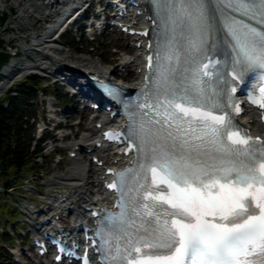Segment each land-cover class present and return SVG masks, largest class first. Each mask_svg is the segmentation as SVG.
Segmentation results:
<instances>
[{
	"label": "snow or ice",
	"instance_id": "obj_1",
	"mask_svg": "<svg viewBox=\"0 0 264 264\" xmlns=\"http://www.w3.org/2000/svg\"><path fill=\"white\" fill-rule=\"evenodd\" d=\"M153 3L159 19L156 52L154 58L149 57L150 72L140 93L143 99L136 102L128 129L137 159L114 174L116 180L110 187L120 196V212L108 214L120 231L135 224L136 217L144 226L127 241L125 255L109 251L104 264H132L133 260L135 264L264 262V144L247 139L231 114L213 115L223 111L220 97L227 95L220 87L227 73L217 65L218 53L225 58L233 83L249 72L264 78V0ZM259 106L264 108V89ZM235 110L238 113L239 107ZM201 156L216 163L202 161ZM158 169L164 173L159 180ZM210 170L220 173L216 179L224 181L221 189L225 184L233 187L213 195L203 179ZM130 174L145 181L131 197V206L126 199L131 189L125 191ZM158 184L166 189H159ZM254 185L259 189L251 190ZM157 191L165 194L153 195ZM149 200L152 203H143ZM165 204L175 210H165L166 216L179 217L171 225L160 224L159 213L154 211ZM100 239L103 247L106 241L103 236ZM249 256L256 259L242 261Z\"/></svg>",
	"mask_w": 264,
	"mask_h": 264
},
{
	"label": "rangeland",
	"instance_id": "obj_2",
	"mask_svg": "<svg viewBox=\"0 0 264 264\" xmlns=\"http://www.w3.org/2000/svg\"><path fill=\"white\" fill-rule=\"evenodd\" d=\"M5 1H6L5 4L0 10V15L6 16L5 18L6 23L4 26H0V37L4 39L5 47L9 50L11 54L14 53L15 46L19 45L22 47V48L17 47V51L20 52V55H18V59L16 61H21L22 64L24 65L23 67H27L26 65H30V64H34L35 66H39V67H45L48 73H53L56 70L61 71V69L53 61L49 59H43L41 56L37 55L33 51L30 50L25 51L24 50L25 48L21 45V43L24 41L27 42V44H31L34 38H38V37L43 38L44 28L46 27L44 23L46 19L41 20L38 24H35L31 27H26V30H24L25 27L22 25L24 21L18 18L20 16L18 5L15 3L14 0H5ZM18 1H21L22 3L19 4L20 6H23V4L27 2V0H18ZM83 34L84 33L77 32V29L75 28H70V30H68V35L63 38L64 43H57V46L67 51L68 52L67 55L70 57L76 59H85L81 61L83 64L86 63L84 62L86 60H88V62L98 64L99 66L100 64H102L103 61L107 63H111V65L109 66L108 65L103 66L104 68H109L111 70H114L115 67L119 65L123 55L127 53H130V55H132L134 53V49L132 48V44L130 43V41H128L126 37H124L119 33L116 32L108 33L106 31L104 34L95 37V40L92 43L86 42V41H90V38H86L85 36H83ZM73 40L80 42L78 45H76L73 42ZM119 49L122 50L119 51ZM26 56L33 57L35 62L33 63L27 62L25 59ZM62 56L63 57L61 60L65 62V60H67L68 57L64 56V54H62ZM68 61L71 62V64L74 65L75 68L80 65L79 62H76L74 59L71 60L69 59ZM119 70L120 71H118L116 75L118 78H124L126 74H128V79L129 78L131 80L133 79L134 74L132 71L124 72V70L121 68H119ZM51 79L52 80L50 83L47 84L45 83V85H47L48 87L43 88V91L42 90L39 91L38 95H40L41 93L45 95H54L52 88L57 89L56 86L54 85V82L56 80V74H54V77L51 76ZM57 90L61 94L62 92H64L59 89ZM50 97L51 96H48V98ZM68 97L70 98V96ZM43 105H45L43 102V97L38 98L36 101V105H34L33 108L31 109L35 114H38V119L44 117L43 109L46 108L47 106L46 105L43 106ZM63 106L66 107L67 105L64 102L59 101L58 107L62 109ZM76 111L78 112L77 114L75 113L71 114V112L69 113V115H73L70 118V120L65 119L66 121H68V123H70L71 126H73L71 127L70 130H69L70 127H67L65 132L67 134H73V135L76 134L77 136L75 137V140L79 139L84 133L88 132L87 131L89 127L88 120H89V115L91 114V111H88V115L85 114V112L84 113L80 112L79 107H77ZM77 123H79L80 127L75 126ZM69 140L70 139H68V141ZM45 146L41 145L43 152L47 148ZM66 150L63 151L62 153V157L64 158L65 161L60 165L56 166L51 159H47L44 162L37 160L38 165L41 166L38 172L32 171L33 168L30 165L27 168L28 170L27 173L24 174V177L21 178L19 182H15L13 184L14 189L10 190L9 193L5 192L2 185L3 182L0 180V224H1V228L5 227V229H2V231L10 230L12 227H15V224L17 223L20 224V220L21 221L25 220V218L19 217L17 220L13 221L15 218H17L16 216L17 211L12 206V203L14 204V201H15V206H17L16 208L18 207L21 208L23 206H29L28 199H31V201L35 203H40V201L44 199V196L42 194L54 195L58 192H63L66 195H68L69 193H71V188L69 185L67 186L59 183L54 185L50 184V180L54 175L66 174L68 171H71L73 168L78 166V164L76 165V163L74 164L73 162H68V160H66L67 158ZM90 157L91 156H85L83 162L89 163ZM44 173H46L45 176H43ZM14 176L12 175L9 176L11 182L17 181V179L15 180L13 179ZM30 207L32 206L30 205ZM20 231L22 233L26 232V230H24L23 228ZM2 246L3 244L0 245V256H1L0 264H9L8 260L11 259V257L9 256L8 253L5 252V249H8V246L7 245H4V247ZM47 263H49V261L44 260V263L42 264H47ZM26 264H38V263L36 262V260L30 259L26 261Z\"/></svg>",
	"mask_w": 264,
	"mask_h": 264
},
{
	"label": "bare ground",
	"instance_id": "obj_3",
	"mask_svg": "<svg viewBox=\"0 0 264 264\" xmlns=\"http://www.w3.org/2000/svg\"><path fill=\"white\" fill-rule=\"evenodd\" d=\"M14 1L18 5L19 11H20V16L18 18L24 21L22 25L25 27L24 30H26V27H31L35 24H38L41 20L43 19L45 20L51 17L50 13L53 12V8L55 6L62 4V2H65L67 0H27V2L23 4V6L19 5L18 0H14ZM141 1L142 0H139V2ZM5 2H6L5 0H0V10L2 9ZM50 32L51 31H49V33L41 40H37V38H34L31 44H27V42L24 41L21 43V45L25 48L24 49L25 51L27 50L33 51L37 55L41 56L43 59H49L51 61H54V63L57 64V66L61 69V71L71 72L70 78H69L70 81L71 79H73V81L71 82H75L77 78H81L86 71L90 73L92 72L102 73V78H105L107 74L117 75L118 71H120L119 68L125 69V70H131L134 74L133 79L130 82L126 83L127 88L134 87L137 84V80L140 79L138 70L141 68V66L139 65V60H140V53L142 49L134 48V44H133L134 53L131 56L123 55V57L120 60L119 65H117V67H115L114 70H111L109 68H103L105 70H102L100 72L101 65L99 66L98 64L88 62V60L84 61L86 63L83 64L81 61L85 59H76V58L68 56L67 55L68 52L60 48L59 46H57L54 40L51 39L52 33L50 34ZM62 54L68 57L67 60H65V62L61 60L63 57ZM69 59L70 60L74 59L76 62H79L80 64L79 66L81 67L83 71L77 70V68L71 65L68 61ZM10 70L13 71L12 74ZM31 70H34V71L37 70L38 71L37 73H40L43 76L53 75V74H56L58 71L56 70L53 73H48L45 67L35 66L34 64L33 65L30 64L27 67L17 65L15 68V71H18L20 75L25 74ZM10 74L12 76H15L17 74V73H14V67L4 68L2 71H0V91H1V87L5 84V81H7V76ZM2 95L3 94L0 92V97ZM69 113L70 112H68V114ZM53 117H55V115H53ZM96 122H99V121L97 120V121H93L92 123H89V127L87 129L88 132L84 133L82 137L79 139L78 143L73 144V147L84 146V149L92 147L93 140L98 138L99 133L101 132V130H97L95 128L94 125ZM241 122L242 124L246 126V128L253 135L264 133V128L260 126L257 120V116L252 112H247L241 118ZM114 123H116V125L118 124L116 127L123 125V122L121 119ZM96 156L98 157V160L103 161L105 165L112 164V165L117 166L120 163V159L118 158L115 152L114 154H111L110 152H107V151H101ZM129 159L130 158L126 159L123 165H126ZM77 164H78L77 167L73 168L71 171H68L66 174L54 176L50 180L51 185H54L57 183L64 184L67 186L69 185L71 188V191H74L73 193L77 194V201H81L80 205L79 204L77 205V201L75 200L71 201L68 205H66L67 210L71 209L72 212L81 211V209H83L84 206H90L93 203H96L99 201L104 202L108 200V196L103 193L102 185L100 183V179H101L100 177L103 173L102 168H99L96 165H93L91 161L89 163L76 162V165ZM76 213H79V212H74L73 214L76 215Z\"/></svg>",
	"mask_w": 264,
	"mask_h": 264
},
{
	"label": "trees",
	"instance_id": "obj_4",
	"mask_svg": "<svg viewBox=\"0 0 264 264\" xmlns=\"http://www.w3.org/2000/svg\"><path fill=\"white\" fill-rule=\"evenodd\" d=\"M5 18V15H0V25H3ZM9 56L4 47V40L0 38V67L7 62ZM41 83L42 80L37 76H26L12 88L17 92V97L7 93L6 97L0 100V180L5 189L13 187L15 182L24 177L27 168L33 164L32 155L40 151L39 147L34 152L30 150L33 125L28 120L31 115L28 108L29 101L35 98V89L39 88ZM64 100L70 102L67 98ZM5 101L6 107L3 106ZM10 175H15L13 179L17 181L11 182ZM10 242L8 235L0 233V243Z\"/></svg>",
	"mask_w": 264,
	"mask_h": 264
}]
</instances>
